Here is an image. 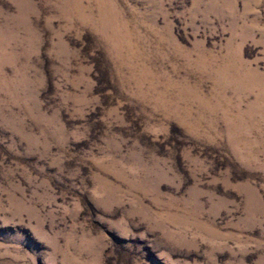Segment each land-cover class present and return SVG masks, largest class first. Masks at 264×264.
Listing matches in <instances>:
<instances>
[{
	"label": "rangeland",
	"instance_id": "rangeland-1",
	"mask_svg": "<svg viewBox=\"0 0 264 264\" xmlns=\"http://www.w3.org/2000/svg\"><path fill=\"white\" fill-rule=\"evenodd\" d=\"M0 264H264V0H0Z\"/></svg>",
	"mask_w": 264,
	"mask_h": 264
}]
</instances>
